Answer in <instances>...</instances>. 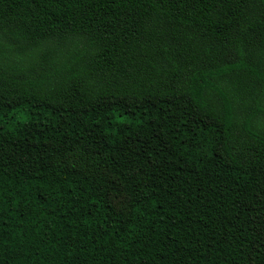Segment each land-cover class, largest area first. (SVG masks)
<instances>
[{
	"label": "trees",
	"instance_id": "trees-1",
	"mask_svg": "<svg viewBox=\"0 0 264 264\" xmlns=\"http://www.w3.org/2000/svg\"><path fill=\"white\" fill-rule=\"evenodd\" d=\"M0 264H264V0H0Z\"/></svg>",
	"mask_w": 264,
	"mask_h": 264
}]
</instances>
